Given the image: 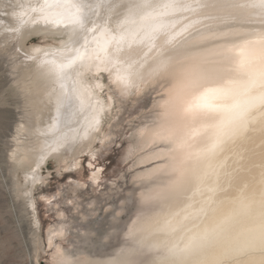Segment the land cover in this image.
I'll return each mask as SVG.
<instances>
[{"label":"bare ground","instance_id":"bare-ground-1","mask_svg":"<svg viewBox=\"0 0 264 264\" xmlns=\"http://www.w3.org/2000/svg\"><path fill=\"white\" fill-rule=\"evenodd\" d=\"M89 2L96 7L97 0ZM185 2L192 5L191 9L171 12L161 8L167 14L155 20L137 18L129 25L138 39L152 26L164 24L167 28L152 51L141 46L113 56L116 68L100 51L109 35L97 32L93 41L90 33L86 55L98 59L86 60L71 71L69 79L61 80L49 71L45 61L64 62L68 36L32 11L42 0H0V10L6 13L0 16V21H6L1 31L7 32L6 41L16 42L24 59L13 65L24 111L15 126L9 159L15 172L20 168L25 174L27 183L17 182L16 192L26 194L37 229L40 223L32 189L45 180L41 171L49 158L66 160L98 139V131L113 110L114 95L125 98L131 93L141 94L155 82L164 84V93L155 101L157 112L166 116L158 119L156 115L155 122L142 129L141 143L147 148L151 142H164L167 148L148 152L139 161L165 157L166 162L140 174L148 177L162 171L159 181L150 184L142 195V200L153 206L140 212L130 226L133 244L107 260H91L87 255L76 259L57 247L54 264H176L185 258L181 250H189L190 264H264L260 246L264 108L257 105L250 112L247 130L241 125L236 135L228 134L229 121L239 110L236 106L264 95V13L252 7L201 9L195 0ZM96 11L99 16L93 17L95 23L87 24L90 29L103 27L109 15L115 16L118 10L109 13L104 7H96ZM108 23L115 27V23ZM41 33L60 39L56 44L24 46L30 35ZM171 37L173 45L168 46L164 41ZM14 54L19 53L16 50ZM130 60L136 61L131 68ZM161 62L167 64L166 69L156 71ZM106 68L110 71H104ZM103 74L108 75L107 83ZM118 74L127 78V86L109 83ZM103 87L108 89L105 96ZM73 92L78 99L69 111L61 106V99ZM189 106L192 111H187ZM92 176L100 178L99 172ZM66 230L65 223L49 228L48 244L53 245ZM245 245L247 251L239 254ZM144 256L151 260L142 261Z\"/></svg>","mask_w":264,"mask_h":264},{"label":"rangeland","instance_id":"rangeland-1","mask_svg":"<svg viewBox=\"0 0 264 264\" xmlns=\"http://www.w3.org/2000/svg\"><path fill=\"white\" fill-rule=\"evenodd\" d=\"M0 16L6 13L0 10ZM5 23L0 21V264H54L57 247L76 259L86 255L91 260L114 258L133 244L130 226L140 212L153 206L143 201L142 195L162 176V171L148 177L140 174L162 166L165 157L147 162L139 158L167 148L164 142H151L147 148L141 143L142 129L156 120V101L164 93V84L155 82L141 94L131 93L125 98L114 95L113 110L93 144L81 147L82 152L66 160L49 158L41 171L45 180L33 189L29 186L40 223L37 229L26 194L16 192L17 182L27 183L25 174L20 168L15 172L9 159L15 126L24 111L13 65L24 59L16 42L5 40L7 32L1 31ZM59 39L32 34L24 46L56 44ZM16 50L19 54H14ZM103 75L107 83L108 75ZM102 93L107 95L108 89L103 87ZM97 172L100 178L95 180L92 175ZM62 223L67 230L50 246L49 228ZM145 259L151 260L142 257Z\"/></svg>","mask_w":264,"mask_h":264},{"label":"snow or ice","instance_id":"snow-or-ice-1","mask_svg":"<svg viewBox=\"0 0 264 264\" xmlns=\"http://www.w3.org/2000/svg\"><path fill=\"white\" fill-rule=\"evenodd\" d=\"M198 8H217L221 10L231 8H244L252 7L259 8L261 13H264V0H248L247 3H240L239 0H195ZM96 7H104L109 13L113 10L116 11L115 16L109 15L103 27L97 26L95 28H88V23H95L94 16H99L96 11ZM96 7L89 0H42L39 8H34L32 11L39 12L42 19L46 24H50L53 28L62 29V31L68 36V41L64 45L66 52L63 54L64 62L57 64L55 61H45L50 65L49 71L53 73L58 79L67 80L70 78L71 71L77 66H83L86 60L98 59V57L91 54L86 55L88 50V44L90 43L88 35L93 34L92 40H96L95 33L104 32L109 35L110 39L106 42V46L100 51L104 53V57L107 63L111 64L113 68H116V63L112 60L113 56H122L125 52H131L135 47H147L148 51H152L156 47L155 41L164 33L167 25L159 24L152 26L145 31L143 36L137 38L135 32L129 31V25L135 24L136 19L142 21L155 20L159 15H165L167 13L161 12L160 9H167L171 12L187 11L191 9L192 5L185 2V0H167L166 3H161L160 0H97ZM151 9V11H149ZM194 10V9H193ZM153 13H156L154 16ZM123 16L124 19L120 20L119 17ZM103 19V17H100ZM109 21L115 23V27H109ZM114 33H119L115 35ZM127 36V39H126ZM174 37L168 38L164 43L168 46L173 45ZM82 42V43H81ZM74 45H80L74 47ZM111 45V48L108 46ZM83 49V51H82ZM147 56V53H144ZM123 63V61H121ZM135 60H130L128 67L131 68L135 64ZM167 64L161 62L158 65L156 71H163L166 69ZM104 71H110V69H104ZM264 76V74H262ZM110 84L123 83L127 86V78L121 75H117L115 80H109ZM254 83V82H253ZM64 85L61 84V88ZM78 97L75 92L72 94H65L61 99V106L72 110L73 106L77 102ZM82 103V101H81ZM259 105L264 108V95L259 97H253L252 102L244 106H236L239 110L235 112L229 121L231 128L228 134L231 136L236 135L241 125H247V117L250 112ZM198 108L204 106H197ZM193 108L189 106L187 111H192ZM165 113H158V119H164ZM261 131H264L262 129ZM216 147L215 145L213 146ZM264 207V205H262ZM260 246L264 250V211L261 212V225H260ZM248 246L238 250L239 254H243L247 251ZM184 253V259H178L176 264H190L187 260V256L190 254L189 250H181ZM175 255V254H174ZM65 264H68L65 261ZM222 264V262H218Z\"/></svg>","mask_w":264,"mask_h":264}]
</instances>
